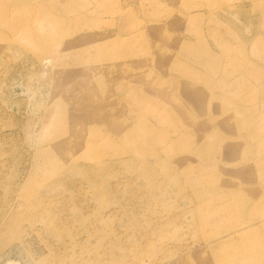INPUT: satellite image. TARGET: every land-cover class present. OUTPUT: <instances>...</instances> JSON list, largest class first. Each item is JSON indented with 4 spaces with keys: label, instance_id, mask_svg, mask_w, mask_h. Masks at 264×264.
<instances>
[{
    "label": "rangeland",
    "instance_id": "obj_1",
    "mask_svg": "<svg viewBox=\"0 0 264 264\" xmlns=\"http://www.w3.org/2000/svg\"><path fill=\"white\" fill-rule=\"evenodd\" d=\"M31 2L0 13V264H264V0Z\"/></svg>",
    "mask_w": 264,
    "mask_h": 264
},
{
    "label": "bare ground",
    "instance_id": "obj_2",
    "mask_svg": "<svg viewBox=\"0 0 264 264\" xmlns=\"http://www.w3.org/2000/svg\"><path fill=\"white\" fill-rule=\"evenodd\" d=\"M30 3L32 4L31 0H0V13H2V15L4 16V19L5 20H10L11 21V18L9 16L8 18V13H11V12H14L15 9H17L19 6H26L25 8V12L29 13L31 12L32 13V6L33 5H30ZM17 7V8H16ZM42 10L40 11V14H41V17L43 18H46L48 23L50 24V28H51V31L53 30V32L55 31V34H56V37H59V33L61 32L60 28L57 26V24H59L58 20H56L52 15H49V13L41 8ZM13 14V13H12ZM1 15V14H0ZM45 22V21H44ZM24 24V22H23ZM47 24V23H46ZM27 26V28L25 30H23V34L26 35V37L31 41L32 45H34L37 50L40 52V53H44L45 51L49 50L48 47H46V45H44L42 43L41 40H37L35 35L36 33H34L33 31L34 30V27L33 26H28V24H24ZM11 29L12 30H16V26H11ZM35 34V35H34ZM54 36V34H53ZM27 41V40H26ZM28 42V41H27ZM30 43V42H29ZM245 70L244 68L243 69H239L237 70V72H241ZM153 82L151 81V85ZM156 83H154V86H155ZM155 87H158V84H156ZM136 152H140L138 149H134ZM7 264H13V263H7Z\"/></svg>",
    "mask_w": 264,
    "mask_h": 264
}]
</instances>
